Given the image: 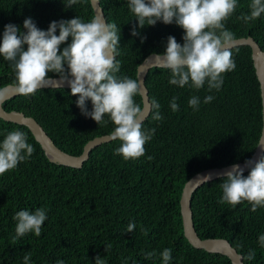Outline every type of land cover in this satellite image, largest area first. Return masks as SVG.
Returning a JSON list of instances; mask_svg holds the SVG:
<instances>
[{
  "label": "trees",
  "instance_id": "1",
  "mask_svg": "<svg viewBox=\"0 0 264 264\" xmlns=\"http://www.w3.org/2000/svg\"><path fill=\"white\" fill-rule=\"evenodd\" d=\"M67 2L0 0V38L9 23L26 31L23 21L29 17L46 31L52 21L78 16L87 22L95 16L90 0H78L71 8ZM100 2L107 22L120 29L117 75L137 79L138 66L149 54L163 53L169 36L183 44L184 30L175 23L158 21L139 28L128 0ZM250 3L237 0L235 11L223 23L235 39L252 36L264 51V14L248 23L238 19L241 13H249ZM133 26L136 36L131 34ZM231 51L236 68L223 74L219 91L209 92L207 84L199 90L190 83L183 88L171 85L170 70L151 68L146 85L151 103L161 105L163 119L154 121L150 114L144 121L145 130L156 131L145 144V154L137 159L114 155L120 141L111 140L93 148L82 167L61 165L51 161L28 126L0 117V142L7 132L19 130L35 149L26 161L0 175V264H24L29 252V264H56L57 260L95 264L97 255L105 264H162L159 253L164 248L172 249L170 264H233L225 254L194 247L184 234L181 214L182 191L194 174L249 160L260 139L263 104L252 48L240 45ZM56 76L48 73V77ZM13 81L10 63L0 56V88ZM207 95L214 99L204 104ZM192 96L200 97L198 111L188 105ZM173 97L179 105L175 112L170 108ZM77 99L70 87H47L29 96L16 95L3 106L34 117L59 148L81 155L87 142L110 134L114 125L107 115L100 124L82 115ZM134 99L143 106L142 95ZM87 106L90 111V101ZM224 179L208 181L193 193L195 229L201 238L228 239L243 256L255 249V259H244L245 264H264V248L258 244L264 234V207L253 212L247 201L235 207L219 203ZM41 207L47 209L41 234L30 232L13 243L15 213ZM130 222L136 227L126 232ZM107 245L111 248L106 252ZM152 251L157 255L146 259L145 253Z\"/></svg>",
  "mask_w": 264,
  "mask_h": 264
},
{
  "label": "clouds",
  "instance_id": "2",
  "mask_svg": "<svg viewBox=\"0 0 264 264\" xmlns=\"http://www.w3.org/2000/svg\"><path fill=\"white\" fill-rule=\"evenodd\" d=\"M77 2L68 0L65 5L71 8ZM128 7L139 28L154 26L161 21L166 25L175 23L184 30L183 44L169 36L165 51L153 57L156 67L170 70L169 84L183 88L190 83L197 90L207 84L209 92L214 89L219 91L224 83L223 74L235 70L231 51L235 34L223 22L235 11L237 0H128ZM249 9L248 14L241 13L238 19L248 23L260 18L264 14V0H251ZM23 28L26 31L9 23L4 26L0 38V56L10 63L14 74L12 84L0 88V103L8 98L9 87L15 94L29 96L48 87L52 82L48 73H56L60 83H67L70 87L71 95L78 96L75 103L82 115L90 117L97 124L107 115L112 122L114 127L109 134L110 139L120 141L114 155H120L124 160L143 156L145 144L152 139L156 130L144 129V121L149 113L134 99L143 95V81L117 75L121 68L116 59L121 39L117 25L106 22L100 16H92L87 22L77 16L52 21L45 31L39 29L29 17L23 21ZM131 34H139L136 26H133ZM64 44L66 46L61 50ZM213 99L212 95H207L203 103L208 104ZM261 99L264 104V95ZM88 101L92 106L90 111ZM176 101L177 97H173L170 102L173 112L179 108ZM200 102V97L192 96L188 105L198 111ZM151 107L155 110L150 113L152 120L161 121V105L153 100ZM27 139L25 132H7L0 142V175L15 169L20 162L32 156L35 149ZM258 143L264 144V130ZM245 168L249 169L247 176L243 174ZM223 176L225 179L220 184L222 197L219 203L235 207L247 201L253 212L264 207V155L255 160H246L243 167L238 164L231 166ZM210 179V175L205 176L200 182ZM46 219V208L17 211L13 216L16 226L12 242L30 232L39 236ZM135 227V223L130 222L126 232H132ZM258 244L264 248V234L258 237ZM109 248L111 245H107L105 251ZM156 255L155 251L148 252L145 258L151 259ZM159 257L162 264H170L172 249L164 248ZM255 257V249L250 248L242 260L251 261ZM30 259L29 252L24 256V264H29ZM56 264H64V261L57 260ZM95 264H105V260L97 255Z\"/></svg>",
  "mask_w": 264,
  "mask_h": 264
},
{
  "label": "water",
  "instance_id": "3",
  "mask_svg": "<svg viewBox=\"0 0 264 264\" xmlns=\"http://www.w3.org/2000/svg\"><path fill=\"white\" fill-rule=\"evenodd\" d=\"M93 6L95 16L103 17L106 22V16L104 9L101 5L100 0H90ZM240 45H249L252 48V53L255 62L256 73L258 79L260 81L261 87V96L264 95V51L261 48L260 44L254 39L252 36L248 37H240L234 40L231 48ZM161 54V53H151L149 54L144 61L138 66L137 69V79L143 81L141 91L143 93L142 100L143 106L142 108L146 113H151V101L149 97V90L146 85V77L151 70V68L156 67L154 65V55ZM52 80L51 84L48 87H69L67 83H60L59 76L56 77H48ZM7 85L5 87H8ZM47 88V87H44ZM11 88L9 87L8 99L16 96ZM5 100V101H6ZM4 101V102H5ZM3 102V103H4ZM3 103H0V117L6 121L15 122L21 125H26L32 131L36 139L40 142L43 149L47 153L48 157L51 161L71 166V167H82L84 162L89 159L90 152L93 148L97 147L98 145L111 141L109 134L102 135L99 137H95L94 139L87 142L84 147V151L81 155H72L61 148H59L54 141L49 137L45 129L42 125L32 116L26 115L22 111H7ZM148 115V116H149ZM264 130V104H263V127ZM264 155V144L256 146V149L250 159H258L259 156ZM240 165L241 167L244 166V162L231 164L223 167H212L204 169L196 174H194L186 183L182 191L181 196V214H182V222L184 226V234L189 240V242L196 248L205 249L211 253H222L229 256L233 262V264H245L244 260H242L243 255L237 251V249L231 244V242L226 238H201L194 225L193 221V211H192V197L193 193L201 187L204 183L208 181L215 180L220 177H224L223 173L230 169L233 165ZM249 171L248 168L244 169V172ZM211 176V179L206 182H200V180L205 176Z\"/></svg>",
  "mask_w": 264,
  "mask_h": 264
}]
</instances>
